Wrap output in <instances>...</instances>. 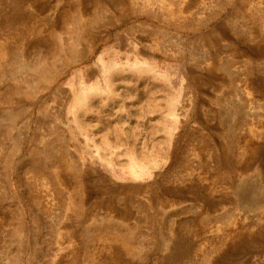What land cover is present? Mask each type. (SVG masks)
Returning a JSON list of instances; mask_svg holds the SVG:
<instances>
[{
	"label": "rangeland",
	"instance_id": "374dc122",
	"mask_svg": "<svg viewBox=\"0 0 264 264\" xmlns=\"http://www.w3.org/2000/svg\"><path fill=\"white\" fill-rule=\"evenodd\" d=\"M0 264H264V0H0Z\"/></svg>",
	"mask_w": 264,
	"mask_h": 264
},
{
	"label": "bare ground",
	"instance_id": "6f19581e",
	"mask_svg": "<svg viewBox=\"0 0 264 264\" xmlns=\"http://www.w3.org/2000/svg\"><path fill=\"white\" fill-rule=\"evenodd\" d=\"M86 98V97H85Z\"/></svg>",
	"mask_w": 264,
	"mask_h": 264
}]
</instances>
